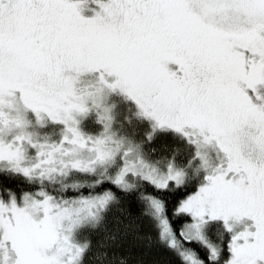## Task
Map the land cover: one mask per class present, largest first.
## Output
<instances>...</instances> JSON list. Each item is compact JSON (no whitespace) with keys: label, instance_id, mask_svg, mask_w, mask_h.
Instances as JSON below:
<instances>
[{"label":"snow or ice","instance_id":"6c2138e0","mask_svg":"<svg viewBox=\"0 0 264 264\" xmlns=\"http://www.w3.org/2000/svg\"><path fill=\"white\" fill-rule=\"evenodd\" d=\"M264 264V0H0V264Z\"/></svg>","mask_w":264,"mask_h":264},{"label":"trees","instance_id":"16d2710c","mask_svg":"<svg viewBox=\"0 0 264 264\" xmlns=\"http://www.w3.org/2000/svg\"><path fill=\"white\" fill-rule=\"evenodd\" d=\"M154 259L158 261V264H168L169 257L164 251H158L154 255Z\"/></svg>","mask_w":264,"mask_h":264}]
</instances>
